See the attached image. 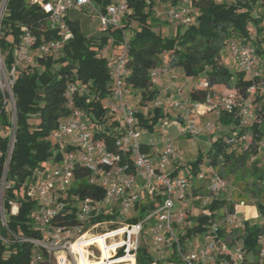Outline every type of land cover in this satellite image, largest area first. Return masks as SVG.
Returning <instances> with one entry per match:
<instances>
[{"label": "built area", "instance_id": "built-area-1", "mask_svg": "<svg viewBox=\"0 0 264 264\" xmlns=\"http://www.w3.org/2000/svg\"><path fill=\"white\" fill-rule=\"evenodd\" d=\"M101 7L95 0H29L30 4L38 5L46 14V28L57 34L53 39L35 46L36 37L32 29L21 25L19 28V42L13 51V64L9 70L4 65L0 55V91L3 95V105L7 108L6 96L12 101V124L14 123V100L11 88L17 77L19 68L31 65L36 57H58L63 46L72 39V30L67 14L70 10L94 14L98 20L97 33L104 37V45L100 50L107 65L110 77L109 96L102 100L108 119L93 123L87 114L75 107V96L84 90L74 81L67 83L64 98L66 107L70 111L65 121L49 135L53 155L49 159L50 166L35 170L23 186L26 196L36 203L33 215L35 226L40 232L39 238H29L17 235L7 226V216L3 209V192L11 186L5 181L7 162L10 156L14 128L1 134L8 139V150L4 172L0 179V227L5 230L8 238L0 233V241L7 244L30 243L36 250H44L53 255L57 264H77L81 258L78 249L82 247L88 253L89 260L97 259L101 255V240L110 258L104 259L103 264H135L136 252L141 233L145 226L151 233L150 246L159 252L164 244L173 246L179 264H244L245 251L241 243L229 248L222 241L219 233L224 230H242L247 219L239 212L224 215L219 220L211 221L206 232L209 241L196 250H186L180 243L175 227L183 225L187 217L188 191L192 186L190 168L182 176H174L169 171L170 166L178 159V151L172 140L166 136V124L159 123L154 128L156 140L145 146L155 150L152 154L143 152L144 146L140 142L141 130L136 119L137 110L133 104V92L128 88L125 78L129 71L128 61L129 42L123 29V20L130 13L129 3L132 0H101ZM146 1L148 0H136ZM197 0H155L156 4L164 5L163 10L156 9V18L163 17L167 22L179 27H188L192 23L193 4ZM219 1V0H216ZM221 1V0H220ZM249 1V0H242ZM7 0L0 4V21L6 12ZM157 4V5H158ZM260 4L257 2V5ZM263 11L264 9H259ZM258 16V11L253 12ZM256 37V30L252 29L250 38ZM234 60L236 67L252 80L249 88L251 97L258 96L264 102V64L258 58L253 45L230 41L225 49ZM162 64L151 70L150 81L154 84L160 77H167L170 86L174 85V75H169V68L162 56ZM74 79V78H73ZM194 90H208L204 80L193 85ZM173 92L180 93L181 88L173 86ZM160 107L161 101L153 102ZM207 107L214 117L213 122H206L199 126L197 121L202 114L199 107ZM171 109L178 114L180 124L177 125V137L198 138L203 134H211L221 130L220 116L231 112L236 107L234 92L224 97L217 93H208L203 103H193L189 97H183L171 102ZM240 121L243 126H251L257 119L254 105L245 101L239 108ZM112 137L110 143L98 137L101 133ZM247 135L238 139L228 138L227 144L241 141L247 142ZM247 146H245V149ZM258 154L251 160L260 158L264 163V140L257 147ZM1 156V153H0ZM82 169L88 173L86 183L99 186L103 190L101 199H80L71 195L66 199L70 188L75 183V170ZM198 182H204L208 197L197 196L203 210L211 200L220 194L230 191V184L221 179L216 170L209 165H201L195 176ZM161 199L160 204L148 212L135 224L124 222L131 214L137 203H148ZM71 202V203H70ZM10 214L16 215L19 204L8 202ZM73 206L76 224L72 226H58L53 222L66 208ZM68 210V209H67ZM113 217V219L106 217ZM258 219V213L257 217ZM99 220V221H98ZM264 228V218L261 221ZM258 260L254 264H264V235L259 237ZM34 251L30 264H37L41 260L40 254ZM94 250L99 255H94ZM217 254L223 255L218 259ZM126 259V262L118 261ZM168 264V263H166Z\"/></svg>", "mask_w": 264, "mask_h": 264}, {"label": "trees", "instance_id": "trees-1", "mask_svg": "<svg viewBox=\"0 0 264 264\" xmlns=\"http://www.w3.org/2000/svg\"><path fill=\"white\" fill-rule=\"evenodd\" d=\"M95 1L103 6L101 0ZM257 2L197 0L193 4L191 25L182 34L178 31L173 36L166 37L157 33L149 22L152 8L157 5L155 0H148V3L132 0L129 3L130 13L124 19L123 25V29H126L132 22L137 24L136 28H132L133 35L129 40L126 64L129 74L125 82L132 92L138 93L140 104H152L158 94L153 88L149 73L163 63V55L169 69L181 71L186 78L201 79L207 83L208 90H190L188 97L191 102L203 103L206 95L213 93L215 87H224L235 93L236 107L231 112L221 114V130L215 132L218 136L211 139L209 147L204 151L200 150L196 159L188 166L191 183L197 181L196 174L201 165L206 164L215 169L221 179L228 183L233 180L241 187V193L254 201L251 206L258 213L256 222L246 221L242 230H230L227 234L221 230L219 233L222 242L229 248L242 244L245 251L244 264H254L247 257L257 256L259 237L264 235L261 225L264 218V163L260 158L251 160L252 156L258 154L259 142L264 140V102L258 96H250L248 91L252 80L237 67L230 69L225 66L223 53L226 52L228 43L233 40L251 44L264 64V13L256 8ZM255 10L258 11L257 17L253 15ZM69 24L72 39L63 46L60 56L36 57L31 65L18 69L11 88L14 100L13 124L3 105L0 91V179L8 150V139L1 134L14 128V140L5 173V181L11 187L3 192V209L10 231L29 238H39L40 232L33 221L36 203L26 196L23 184L33 176L35 170L43 169L45 165L50 166L48 161L53 155V149L49 135L70 113L64 98L67 83L74 81L84 90L75 96V107L83 110L90 121L97 123L109 118L102 104V100L109 96L110 83L106 62L100 54L105 43L104 37H86L81 33L78 21L70 20ZM21 25L32 29L36 37L34 47L57 39L55 32L47 30L46 14L38 5L30 4L29 0H7L6 12L0 21V55L7 70L13 64V51L19 42ZM252 29L256 30L254 39L250 38ZM245 101L254 105L257 116L251 126H243L240 121L239 108ZM152 106L154 108L148 111L147 116L141 112L136 113L139 129L148 133H154L155 126L166 117L161 113L160 107ZM34 117L37 118V123H33ZM243 135H247V142L231 145L226 143L228 138L238 139ZM98 137L107 143L112 140L109 134L103 132ZM148 150L145 145L142 147L143 152ZM87 176L85 170H75V183L66 199L70 200L71 195L80 199L91 198L94 201L101 199L103 190L99 186L87 184ZM9 201L19 204L16 215L10 214ZM160 202L161 199L157 198L153 202L137 203L124 222L137 223ZM236 205L237 202L216 198L196 217L187 216V224L182 227L183 235H178L180 243L206 233L211 221L216 220L218 211L223 209V215L219 216L222 218L233 213ZM74 211L73 206L66 208L53 223L61 227L76 224ZM108 218L113 219L108 216L105 219ZM0 233L8 238L1 227ZM144 234L142 232L140 238ZM35 250L30 243L7 244L0 241V264H30ZM36 251L41 256L37 264H57L53 255H48L42 249ZM166 261L179 264L174 251ZM161 263L146 246L138 244L135 264Z\"/></svg>", "mask_w": 264, "mask_h": 264}, {"label": "rangeland", "instance_id": "rangeland-1", "mask_svg": "<svg viewBox=\"0 0 264 264\" xmlns=\"http://www.w3.org/2000/svg\"><path fill=\"white\" fill-rule=\"evenodd\" d=\"M220 1V0H219ZM258 2L260 1L261 4L256 5V8L258 9H264V0H257ZM2 0H0V4H1ZM158 4V3H157ZM159 5V4H158ZM158 5H155L152 8V15L150 17V24L151 26L155 29V31L157 33H160L162 36H166V37H170L173 36L176 32H180L181 34L184 33V31L186 30V27H177V25L170 23L169 21L167 22H161L160 19H157L155 14H156V9L158 7ZM67 18L71 21H78L80 24V29H81V33L86 36V37H97L98 33H97V28H98V20L96 19V17L94 16V14L89 13L86 10H83V12H78L76 10H70L67 14ZM125 23V20H123V25ZM137 24L135 22H132L130 24L129 28L124 29L125 34H126V40L129 42L130 38L132 37L133 33H132V28H136ZM261 49V48H260ZM226 53V52H224ZM223 53V54H224ZM223 61H226L225 58ZM179 73L180 76V80L179 81H185L184 79L186 77L183 76V74L181 73V71L176 70ZM199 81H201L200 79L197 80H189L187 82H185L183 84V88L185 89L186 93H189L190 90L193 88V85L197 84ZM215 93H217L219 96L224 97L226 95H228L230 93V91L226 90L224 87H218L215 91ZM6 96V101H7V111L10 114V117L12 119V114L11 111L13 109L12 107V101L9 95H7V93H5ZM133 96V104L135 106V109L140 112L142 111L143 113H145V109L147 108L148 111L151 110V105H144V104H139V95L138 93L133 92L132 94ZM142 109V110H141ZM33 123H37V118L34 117L33 119ZM218 133L213 134L212 138H215ZM147 136L146 134V130H141V137H140V142L141 140H143V138ZM157 138L156 134L152 135V138ZM200 139L197 138H185V137H180L178 140L177 139H173V144L176 148H178L182 153H181V160L184 163V165H189L191 162H193L196 157L198 152L204 151L206 150L209 145H205L203 144L202 141H200ZM206 140V139H205ZM208 140V137H207ZM237 150V148H236ZM206 161H204L205 163ZM231 182H229L230 184V191L227 194H220L217 197L222 199L225 198L229 201H233V202H237L238 205H236L235 210L239 211L242 210V213H240L242 216H244L247 221L250 222H256L257 218L256 216H254V206H251L254 201L252 199H250L246 194L241 193V187H239V185H236V183L233 182V180H230ZM242 185V184H241ZM197 196H204V197H208L209 194L207 193L206 190V186L204 182H198V181H194L192 183V186L190 188V191H188V200H191V202H193L195 205H197V207L199 208V212H201V207H200V202L199 201H192L193 198L197 197ZM239 196V197H238ZM196 202V203H195ZM198 203V204H197ZM256 209V208H255ZM257 211V210H256ZM241 212V211H240ZM187 215L191 216L190 212L187 211ZM223 215V209L218 211L216 214V220H219L221 216ZM153 225V222L148 223L145 226V231H144V236H142L139 239V244L144 245L147 247L148 251L153 254V256L160 261H165L164 257H166V252L167 254L169 252H171L170 249L165 248L162 251L159 252H154V250L152 249V247L150 246V241H151V236L148 234L149 231V227H151ZM206 238V236H205ZM102 240V239H101ZM101 240H97L100 243V247H101V255L99 258L97 259H93V260H89L86 255H88V253H86L85 250L82 249V247H80L78 249V252L81 255V260H82V264H103L104 259L106 258H110V253L105 249L103 243L101 242ZM162 252H164L165 254L162 255ZM171 254V253H170ZM94 255L98 256L99 255V251L94 250ZM250 261L252 263H256L258 260V256L252 257L249 256ZM84 262V263H83ZM121 262H126V259L120 260L118 261V263ZM110 264V263H107ZM124 264V263H121ZM162 264V263H161Z\"/></svg>", "mask_w": 264, "mask_h": 264}, {"label": "crops", "instance_id": "crops-1", "mask_svg": "<svg viewBox=\"0 0 264 264\" xmlns=\"http://www.w3.org/2000/svg\"><path fill=\"white\" fill-rule=\"evenodd\" d=\"M259 3H261L260 1H259ZM163 7H164V5H162V4H159L158 5V7H157V9L159 10V11H162L163 10ZM161 22H166V20L162 17L161 18V20H160ZM224 58H225V60L226 61H224V64H225V66H227L228 68H230V69H234V68H236V64H235V60L228 54V53H224V55H223V60H224ZM169 75H174L175 76V79H174V85L173 86H178V87H180L181 88V92L180 93H175V92H173V86H170L169 85V83H168V78L167 77H160L154 84H153V88L157 91V95H156V98H155V100L154 101H156V100H160L161 101V105H160V108H161V113L162 114H164V115H166V117L164 118V119H162V120H160L159 122H163L164 121V123L166 124V136L169 138V139H171L172 140V144H173V139H179L180 137H177V135H176V129H177V125L178 124H180V120H179V118H178V114L174 111V110H172L171 109V102L173 101V100H178V99H181V98H183V97H188V93H186L185 92V89L183 88V84L185 83V82H187V81H189V80H191V79H189V78H185L184 80L185 81H179L180 80V76H179V73L176 71V70H169ZM201 80V79H200ZM218 87H215L213 90H214V92L216 91V89H217ZM227 90V89H226ZM153 101V102H154ZM140 104V103H139ZM153 104V103H152ZM152 104H149V105H151V110L150 111H152V109L154 108L153 106H152ZM146 105H148V104H146ZM145 109V113H143L142 111H140L144 116H147V114H148V110H147V108H144ZM207 107H205V106H203V105H201L200 107H199V111H200V113L202 114L201 116H199V118H198V121H197V123H198V125L199 126H202L204 123H206V122H213L214 121V117H213V114L211 113V112H207ZM142 110V109H141ZM138 112V111H137ZM139 112V113H140ZM165 119H168V121H165ZM159 124V123H158ZM157 126V125H156ZM146 134H147V136H145L144 138H143V140H141V144H143V145H146V144H148L149 142H151V141H154V140H156V138L154 137V138H152V135L154 134V133H148V131H146ZM213 134H216V133H211V134H203V135H201L200 137H198L197 139H200L201 138V140L200 141H202L203 142V144H205V145H210V142H211V139H213L212 138V135ZM207 137H208V140H207ZM206 139V140H205ZM173 146H174V144H173ZM175 147V146H174ZM176 148V147H175ZM176 150L178 151V153H179V155H178V159L170 166V168H169V171L172 173V175H174V176H182L183 174H185V172H186V170L189 168V166L188 165H184V163L182 162V160H181V151L178 149V148H176ZM152 154L154 153V149L152 150H149ZM191 188V187H190ZM189 191H190V189H189ZM197 199V197H195V198H193L192 199V201H197L196 200ZM196 203V202H195ZM198 204V203H197ZM187 211H189L190 212V214H191V216H194V217H196L197 215H199L201 212H199V208L197 207V205H195L193 202H191V200H189L188 201V209H187ZM237 211V210H236ZM241 211V212H240ZM237 212H239V213H242V214H244L243 212H242V210H239V211H237ZM254 216H256L257 215V211H256V209L254 208V214H253ZM188 216V215H187ZM257 217V216H256ZM258 220V219H257ZM187 224V222H185L183 225H186ZM183 225H179V226H176L175 227V231H176V233H177V235H183ZM148 234L151 236V233L148 231ZM205 236H206V238H205ZM209 241V239H208V236H207V234L206 233H204V234H201V235H196V236H193V237H191V238H189V239H185L184 241H183V244H182V246L186 249V250H196V249H199V248H201V247H203L207 242ZM165 248H168V249H170L171 250V252H169L168 254H167V252H166V257H164L165 259V261H161L162 262V264H166V263H168V264H174L173 262H167L166 261V259L167 258H169L170 256H171V254H172V252L174 251V248L171 246V245H169V244H164V246H163V248L160 250V251H162L163 249H165ZM155 252V251H154ZM171 253V254H170ZM165 253L164 252H162V255H164ZM217 256V258L218 259H221V258H223V255H220V254H217L216 255ZM247 258H249V257H247ZM248 261H250V259L248 260Z\"/></svg>", "mask_w": 264, "mask_h": 264}, {"label": "bare ground", "instance_id": "bare-ground-1", "mask_svg": "<svg viewBox=\"0 0 264 264\" xmlns=\"http://www.w3.org/2000/svg\"><path fill=\"white\" fill-rule=\"evenodd\" d=\"M84 263V262H83ZM77 264H82V260L79 259Z\"/></svg>", "mask_w": 264, "mask_h": 264}]
</instances>
